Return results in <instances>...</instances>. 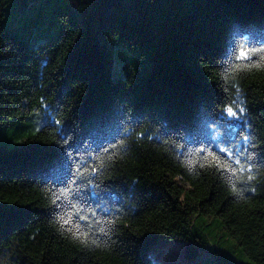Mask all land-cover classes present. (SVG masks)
<instances>
[{"label":"trees","instance_id":"obj_1","mask_svg":"<svg viewBox=\"0 0 264 264\" xmlns=\"http://www.w3.org/2000/svg\"><path fill=\"white\" fill-rule=\"evenodd\" d=\"M261 39L264 0H0V264H264Z\"/></svg>","mask_w":264,"mask_h":264},{"label":"snow or ice","instance_id":"obj_2","mask_svg":"<svg viewBox=\"0 0 264 264\" xmlns=\"http://www.w3.org/2000/svg\"><path fill=\"white\" fill-rule=\"evenodd\" d=\"M260 43L264 44V39H261ZM237 47H239V55L236 56L235 58L236 59L247 58V51L242 46L237 45ZM250 51H253V52H257V51L258 52H264V47L257 48V49H251ZM234 53H235V49H233V54ZM243 111H244L243 108L239 109V112H243ZM227 115L230 116V117H233V118H237V111H234L231 107H228L227 108ZM227 123L229 125V128H231L233 122L232 121H227ZM141 135H144V133H141ZM149 138L151 139V137H149ZM241 139H242L243 142H245V144L248 147H252V148L258 147V145H256L255 141L250 139L249 135H245ZM221 142L222 143H226V144H231L233 148H235V146H236L235 140L228 138V133L227 132H225L223 134V138H222ZM65 146L71 147V142L68 141L67 139H65L64 145H61V148L64 149V152H63L64 157L70 159L72 157V152L67 151V147H65ZM105 151H107V149H105ZM201 151H204V149H201ZM220 151L221 152H228V148L227 147L221 148ZM229 155H233L234 156L235 152L229 153ZM248 159L251 160L252 157L249 156ZM235 163L237 165H240L241 164L240 159L237 158L235 160ZM241 170L242 171L244 170L243 167H241ZM97 171L98 170L95 167H93L91 169V174H90V176L88 178L85 179V178L82 177L81 179L78 180L76 178V173H74L71 170H69V173H68V177L69 178H68V180L63 181L62 183H64L66 191L67 192H71L73 194L74 198L84 199L85 201H87L88 199H91L92 197H95L97 201H102L104 199V197L101 195V191H103L104 189H101V185H100V183L98 181H94L92 179L93 176L97 175ZM76 172H80V169H76ZM68 183H71V184L75 185L76 186L75 189L73 190L71 188H68L67 187ZM106 188H107V186H105V189ZM89 189H91V191H89ZM62 198H65V193L64 192H61V193L55 195V198L52 200V205L58 207L60 205V202H61ZM99 206H100L99 203H97V207H99ZM72 207L75 208L76 205L73 204ZM77 215H79V214L77 213ZM93 215H95L94 212H93ZM79 219L83 220V221H86L87 217L83 216V215H79ZM60 220L64 224H69L70 223V220L69 219H65L64 217H60ZM97 223H99V221H97ZM101 231L103 232L104 229H101Z\"/></svg>","mask_w":264,"mask_h":264},{"label":"rangeland","instance_id":"obj_3","mask_svg":"<svg viewBox=\"0 0 264 264\" xmlns=\"http://www.w3.org/2000/svg\"><path fill=\"white\" fill-rule=\"evenodd\" d=\"M115 76H116V73L114 72L113 77ZM214 234L217 236L221 234V232L219 231L217 232L215 230ZM209 235H212V234H210L209 232ZM213 240H214V237L211 236V241L213 242ZM159 243H162L163 246L169 243V246L172 249V254L170 256H173L176 259V261L169 262V264H199L200 263V257L196 258L194 261H190L191 263L188 260H186V254H185L186 244L185 243L175 241V240H166V239L159 240ZM225 243L227 244L228 247H232L233 242L226 240ZM151 256L158 262L160 261L163 263L166 261L164 255L161 252V246L160 248H157L154 251H151ZM204 258L209 259V256L206 255Z\"/></svg>","mask_w":264,"mask_h":264}]
</instances>
